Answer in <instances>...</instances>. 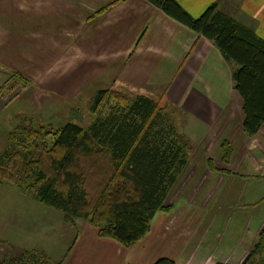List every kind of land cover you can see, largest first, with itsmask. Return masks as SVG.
I'll return each instance as SVG.
<instances>
[{"label":"crops","instance_id":"obj_1","mask_svg":"<svg viewBox=\"0 0 264 264\" xmlns=\"http://www.w3.org/2000/svg\"><path fill=\"white\" fill-rule=\"evenodd\" d=\"M176 1L194 18L216 3L219 10L264 39V0ZM0 68V73L18 72L40 84L51 79L50 87L43 88L34 102L31 117L40 123L50 124L58 114L60 98L48 95L57 91L58 81L81 71L85 82L98 76L101 85L127 94L163 97L169 106L184 110L185 131L192 135L195 130L193 138L200 140L197 147L205 148L223 124L243 127V100L234 89V64L225 60L212 41L147 0H0ZM14 88L0 94V116L29 87ZM20 119L8 117L0 122V129L6 126L5 138L9 139ZM247 140L246 151L264 157V125L255 138ZM247 156L250 166L240 176L248 184L261 181L262 161L255 163L251 154ZM190 173L187 168L180 174L182 185ZM232 173L206 168L205 178L215 190L217 179L223 181ZM173 206L169 212H158L150 232L131 248L101 238L97 228L86 224L71 247L58 245L65 252L62 264H154L161 258L176 264H205L208 259L213 263L218 253L223 263L241 264L255 244L236 236L231 247H204L205 237L195 230L196 221L190 225L189 218L183 217L189 204ZM189 217L197 220L198 216ZM64 224L61 211L14 188L0 187V237L9 243L48 251L59 243ZM261 226L264 221L256 229Z\"/></svg>","mask_w":264,"mask_h":264},{"label":"trees","instance_id":"obj_2","mask_svg":"<svg viewBox=\"0 0 264 264\" xmlns=\"http://www.w3.org/2000/svg\"><path fill=\"white\" fill-rule=\"evenodd\" d=\"M147 1L212 41L225 60L237 66L233 81L243 100V129L255 138L264 125V39L216 3L194 18L176 0ZM10 82L23 89L31 85L21 73L11 72L0 94L13 91L5 88ZM162 100L109 88L97 93L92 108L96 118L87 128L69 122L53 130L24 118L10 134L9 151L0 156V187L14 188L61 211L68 224L87 221L101 238L133 247L150 232L158 212L171 211L167 199L192 150ZM87 159L107 163L108 177L94 200L87 173L78 168L79 161ZM0 264L61 262L53 263L38 250H20ZM154 264L176 262L161 258ZM244 264H264V230Z\"/></svg>","mask_w":264,"mask_h":264},{"label":"rangeland","instance_id":"obj_3","mask_svg":"<svg viewBox=\"0 0 264 264\" xmlns=\"http://www.w3.org/2000/svg\"><path fill=\"white\" fill-rule=\"evenodd\" d=\"M234 66L237 68L235 64ZM10 77V72H1L0 86L5 85ZM50 80L51 79L46 78L42 80V84H40L38 79L31 80L29 88L17 96L4 110L3 115L0 116V122L8 117H18L19 119L21 118L20 120L24 118H33L31 116L34 113V102L41 94L43 88L50 87L47 83ZM100 81L101 79L96 76L85 82L81 71L75 73L73 76L60 79L56 87L57 91L48 94L60 98L62 104L59 105L58 114L56 117L50 119V124L45 120L41 123L53 130H57L69 122L87 128L96 118L92 108L97 93L100 90L111 88L101 85L102 83ZM12 84L13 83L10 82L5 88L8 89L13 87L12 89H15ZM76 88L78 89L77 93L67 94L66 91ZM112 89L115 90L113 87ZM123 92L127 93L124 90ZM129 95L134 96L136 94L130 92ZM67 96L68 98H66ZM62 98L67 99L64 100L65 103L62 102ZM160 99H163V97ZM162 101L163 104L168 107L169 113L172 114L178 131L187 138L192 146L190 160L185 167L186 169L189 168V171L192 170V173H190L188 180L183 185L179 175L176 183L177 186L175 189L174 187L172 188V199L169 195L168 198L170 199H167L166 205L172 206L173 209V204L175 203L178 204V207L179 204H181L182 208L186 203L187 205L189 204L187 213L182 211L184 213L183 217L184 219L189 218L190 225L193 221H196L194 222L195 230L201 231L200 234L205 237L203 242L204 247L207 245L213 249L231 247L236 236L240 237V240L242 237L247 239L246 241L249 244L253 242L256 243L260 233L264 230L262 226L256 229L264 221V178L261 181L252 180L250 184H248L240 174L242 171L246 172L250 166V159H248L249 157L247 155L251 154L255 163L259 160L262 161L261 165L263 168L264 157L261 156L258 158V156H255V153L253 154L251 151L250 153L249 149L246 151L247 139L249 137L244 132L243 127L238 128L236 124L235 126L221 125L216 129L214 136L207 141V146L205 148H203V145L197 147L200 144V140H195L193 138L195 130L192 132V135H190L188 129L185 131L184 128L188 122L187 113L172 104L169 106L164 99ZM4 127L6 126H1L0 129V156L10 149L9 139L3 136ZM260 147L261 144L258 143V148ZM262 152L264 155V150ZM78 168L84 169L87 173L89 193L93 200L96 199L108 177L105 169L107 168L106 161L103 159H101L100 162H95L93 159H87L86 161L81 160L79 161ZM98 168L101 170L103 168L102 171L104 174H100L102 171ZM185 168L183 171L186 170ZM206 168L214 170L218 168L219 171L223 169L233 170L234 173L223 181L217 179V183L213 184L215 185V190H213L210 180L205 178ZM261 174L264 176V171L261 172ZM194 213L198 216L197 220L189 217ZM186 216L187 218H185ZM86 224L90 225L87 221L83 220H76L73 225L65 222L60 234V240L58 239L59 243L55 244L56 247L55 245L49 246L48 251L42 250V248L39 247L27 249L9 243L7 240L0 237V260L5 256H16L19 254L20 250H38L45 253L53 263L61 262L62 264V256L65 252L63 253V250H61L62 247L60 249L58 245L61 244L65 248L71 247L72 240L76 239L80 229ZM243 246H246V242ZM217 255L218 256L215 255L216 260H214L213 263L210 262L212 259H208L205 264H227L220 261L222 260L220 253ZM245 260H243L241 264H244Z\"/></svg>","mask_w":264,"mask_h":264}]
</instances>
